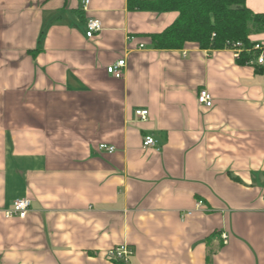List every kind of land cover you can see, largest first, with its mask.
<instances>
[{"label":"crops","instance_id":"crops-1","mask_svg":"<svg viewBox=\"0 0 264 264\" xmlns=\"http://www.w3.org/2000/svg\"><path fill=\"white\" fill-rule=\"evenodd\" d=\"M82 2L0 0V264H124L107 257L124 244L128 264H264V75L226 49H155L178 12Z\"/></svg>","mask_w":264,"mask_h":264},{"label":"trees","instance_id":"trees-1","mask_svg":"<svg viewBox=\"0 0 264 264\" xmlns=\"http://www.w3.org/2000/svg\"><path fill=\"white\" fill-rule=\"evenodd\" d=\"M132 11L178 12V19L160 34L150 36L157 50H182L195 44L202 50H225L228 41L242 42L240 65L259 54L252 41L264 33V14L250 10L246 0H128ZM264 75V66H255Z\"/></svg>","mask_w":264,"mask_h":264},{"label":"built area","instance_id":"built-area-1","mask_svg":"<svg viewBox=\"0 0 264 264\" xmlns=\"http://www.w3.org/2000/svg\"><path fill=\"white\" fill-rule=\"evenodd\" d=\"M83 8L87 10L89 5V0H83ZM103 29L102 22L97 18H91L86 23V35L88 38H93V36ZM226 50L233 54L236 60H239L241 54L244 50V45L242 42L228 41ZM255 50L259 51V54L252 60L247 62L248 66H264V44L257 43L255 45ZM126 67V61L124 59L118 61L117 63L107 67V73L115 79H122L124 76V68ZM198 103L202 106L211 107L213 103V97L207 89H202L198 94ZM135 114L141 120H147L149 117V111L146 109H138ZM156 141L152 137H146L143 142L144 148H152L156 146ZM99 150L102 152L113 153L116 148L114 146H109L107 144H101ZM31 207V202L27 198L18 199L14 202L13 207L5 211L6 218H20L25 219ZM223 238L227 241V235L223 234ZM133 255L132 250L127 245H119L107 252V257L110 260L116 262H122L128 264Z\"/></svg>","mask_w":264,"mask_h":264}]
</instances>
